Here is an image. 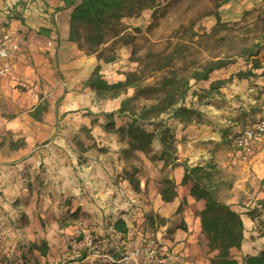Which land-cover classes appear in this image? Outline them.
Masks as SVG:
<instances>
[{
    "label": "rangeland",
    "instance_id": "obj_1",
    "mask_svg": "<svg viewBox=\"0 0 264 264\" xmlns=\"http://www.w3.org/2000/svg\"><path fill=\"white\" fill-rule=\"evenodd\" d=\"M1 1L11 2L9 11L17 18L20 11L16 9L18 5L12 3L15 0ZM18 2L23 8L28 7L30 0L15 3ZM121 28L118 37L109 39L98 49L104 56H116L115 61L104 63H118V71L122 74L138 71L144 87L158 88L159 82L173 71L189 75L217 59L230 62L227 67L216 70L224 74V79L211 84L208 80L190 81L191 89L185 104L203 110L199 119L193 120L195 123L190 121L191 124L186 125L168 119L167 114L162 115L174 131L179 159L178 146L192 138L189 137L191 125H206L209 119L205 111L213 110L209 107L211 99H217L220 93L224 94V99H219L224 102V110L232 107V101L246 104L239 124H250L264 116V0H159L153 10H144L139 17L123 19ZM53 31L51 28L50 32ZM41 32L49 36L47 32ZM89 48L84 43L82 51L90 55ZM247 72L250 75L243 77ZM53 74L58 77L59 86L53 87L51 80L46 81L50 87H45L42 95V102L48 104L43 117L48 114L49 106H54L51 121H36L30 114L22 115L23 112L17 115L4 113V116H19V120L12 128L0 132V140L3 136L8 140L22 139L25 146L18 150H11L8 144L5 149L0 148V176H9L20 185L19 190L14 188L17 199L6 202L18 213L13 218L8 217L9 227L5 225V231L0 232V264H75L72 249L78 247L81 253L84 250L76 228L105 238L110 235L114 221L128 213L133 225L130 229H136L131 237L135 242L152 237V233L156 237L158 229L167 222L169 231L166 230V235L169 237L174 227L183 223L182 213L179 214L177 208L171 218L162 221L150 205L154 204V197L159 196L162 200L163 178L174 179L176 168L163 167L161 161L152 163L141 152H135V156L126 161L123 151L129 147L128 141L114 129L106 128V123L111 120L108 113L113 114L116 127L130 120L128 114L118 115L117 109L122 100L134 94L133 89L129 88L117 98L103 99L96 95L93 110L62 113L59 107L64 78L55 67ZM205 84L213 89L211 93L207 92ZM27 91L23 85L14 87V93L20 97ZM227 92H236L232 94V101L225 98ZM145 102L143 94L135 103L140 106ZM6 110L10 109L7 107ZM82 118H87V123L78 124ZM143 127L149 131L154 129L149 121L144 122ZM230 135L223 137L222 146L215 148L213 156L207 160L215 167L213 180L217 184V195L224 202L239 197V187L235 183L238 173L233 172L238 163H231L237 152ZM153 147L159 151V142L155 141ZM237 159L244 162L239 155ZM180 161L188 163L184 159ZM229 166L232 168L226 170ZM126 171L140 183L138 190L124 175ZM180 186L185 185H177L178 196ZM22 192L30 193L27 199L18 195ZM4 194L1 188L0 197ZM24 205H31V213L25 212ZM187 207L188 202H183L182 212ZM260 220L258 233L249 235L244 230L248 239L264 237V219ZM52 226L55 227L53 244L49 246L47 242L42 253L31 251L33 242L39 245L42 242V239L33 241V238L47 234V229ZM100 227L103 231H97ZM200 245L211 264L215 252L210 251L207 239ZM232 253L237 259L241 256L240 251L232 250Z\"/></svg>",
    "mask_w": 264,
    "mask_h": 264
},
{
    "label": "crops",
    "instance_id": "obj_2",
    "mask_svg": "<svg viewBox=\"0 0 264 264\" xmlns=\"http://www.w3.org/2000/svg\"><path fill=\"white\" fill-rule=\"evenodd\" d=\"M15 2L12 3L15 5ZM6 3L8 4L0 0V22L15 35L20 43L21 52L13 58L12 75L0 85V132L3 133L6 129L12 128L19 120V116H4V113L17 115L23 112L22 115L29 116L31 111L44 100L42 95L45 93L46 88L50 87L45 82L51 80L53 87L59 86L58 77L53 74V67L64 78L60 93L62 100L59 107L62 113L76 114L79 111L84 112V110L95 108L96 94L92 89L85 87L83 83L88 80L98 65L101 66V75L109 82L124 80V74L118 71V63H104L96 53L88 55L80 50L75 43L68 40L70 10L58 9L63 6L61 0H48L46 3L30 0L28 7L23 8H20V4H18L16 9L20 13L17 18L12 17L13 13L9 11L11 2ZM42 27L52 28L54 31L50 32L47 37L41 32ZM219 73L221 72H213L207 83L211 84L217 79H224V74ZM16 85H23L28 88V91L20 97L19 94L14 93ZM205 87L209 89V84H205ZM232 94H236V92L230 94L227 92L225 98L232 101ZM220 97L224 99V94L220 93L217 99H211L212 103L209 107L213 110L210 112L205 111V115L209 119L205 126L200 124L191 125L194 131L191 130L189 137L192 138L186 144L181 143L178 146L179 161L184 159L190 164L207 163V160L214 154L213 150L222 146L223 137L226 134L229 136V133L236 132L245 126L239 124V117L245 111L246 104L242 105L232 101L230 102L232 107L224 110V105H222L224 102L220 101ZM15 98L18 101H15ZM235 106L237 109H235ZM7 107L10 110L7 111ZM53 107V105L49 106L48 114L43 117L44 121H51ZM198 110L203 113L202 109L198 108ZM216 112L220 114H216ZM86 121H88L87 118H82L78 124L87 123ZM195 122L192 121V123ZM203 141L207 143H202ZM49 149L46 151H50ZM59 150L62 151L61 148ZM237 157L238 154L234 158L232 157L231 163H238L233 172L238 173L235 183L239 187V197L236 196V198L228 199L225 202L240 213L245 232L254 235L258 233L259 220L264 219V213L263 216L259 217V211L255 207V205H264V151H257L244 162L239 161ZM241 165H243L242 168ZM231 168L232 166H229L226 170ZM183 174L182 167H177L174 170V180L177 185L182 183ZM19 186L9 176H0V189L2 188L6 193L4 197H0V232L5 227H9L8 217L13 218L16 215L15 213H18L16 209H10L6 202L7 200L15 201L17 199L14 188L19 190ZM179 188V196L172 202L164 203L158 196L156 199L154 197L155 202L150 207L154 209L155 214L160 218L168 219L174 215L179 207L180 197L182 195L187 196L188 207L182 212L184 227H175L168 237L166 230L169 223L167 222V225L158 229L156 238L158 237L161 244L167 249L170 264H210L203 255L202 246L200 245L201 242H206V238L202 234L199 215L205 208V202L203 200L197 201L189 196L191 185L188 184ZM26 193L28 192H22L18 195L27 199V195L29 196L30 193ZM241 199L243 200L241 201ZM23 208L27 214L32 211L31 205H24ZM130 216L129 213L128 215L124 214L122 218L127 222L130 236H132L136 229H130V225H132L130 224ZM100 230L103 231L101 227L97 229V231ZM54 232L55 227L52 226L47 229V234L37 235L33 238V241L45 239L48 245L51 246L55 241L52 235ZM154 235L152 233L150 236L155 238ZM263 248L264 237L251 240L244 235L242 247L239 250L241 256L238 260L241 262L242 257L245 255H257Z\"/></svg>",
    "mask_w": 264,
    "mask_h": 264
},
{
    "label": "trees",
    "instance_id": "obj_3",
    "mask_svg": "<svg viewBox=\"0 0 264 264\" xmlns=\"http://www.w3.org/2000/svg\"><path fill=\"white\" fill-rule=\"evenodd\" d=\"M31 1L46 3L48 0ZM61 1L63 6L58 9L70 10L68 40L75 43L80 50H83L84 43H86L90 47V54L96 53L103 62H113L116 59V56L100 54L98 48L105 45L109 39L118 37L122 30L123 19L139 17L144 10H153L159 5V0ZM18 4L21 5V2L16 3V5ZM42 31L50 34V29L44 28ZM229 63L226 59H217L208 62L189 75H179L173 71L159 82L158 88L144 87L138 71L125 73L124 80L111 83L103 78L100 73L101 66L98 65L83 85L92 89L97 96L103 99L117 98L126 93L129 88L133 89L134 94L122 100L117 109L118 115L128 114L130 120L125 125L116 127L113 114L108 113L106 115L111 120L106 123V128L114 129L122 139L128 141L129 147L123 151L126 161L135 156V152H141L152 163L161 161L163 167L170 165L175 168H183L182 183L191 185L189 196L197 201L205 202V208L199 215L202 234L206 236L210 251L215 252L214 257L210 260L211 264H264V249L257 255L243 256L241 262L233 255L232 250H241L244 239V224L240 213L219 199L217 184L213 180L215 169L213 164L207 162L192 166L187 162L179 161L174 131L171 125L162 118L163 114H167L168 119L185 123L199 119L202 115L201 111L185 104L191 89L190 81L192 79L196 82L207 81L211 73L227 67ZM249 75L250 73L247 72L243 77ZM212 90L209 88L207 92L211 93ZM143 94L146 102L136 106L135 102ZM47 109V102H41L31 111L30 116L41 122ZM146 121L154 126L152 131L143 127V123ZM155 141L160 144L159 151L154 150ZM7 144L11 150H18L25 146L22 139L8 140L7 136L1 137L0 148L5 149ZM124 175L134 189L138 190L140 183L133 180L132 174L126 171ZM163 183L165 186L161 190L162 201L172 202L178 197L177 184L174 179L169 177L163 178ZM185 201L188 202L187 196L183 197L178 207L179 214L182 213ZM262 206L264 207L263 204ZM160 220L165 221L164 218H160ZM261 222L263 220H260ZM176 227L183 228L184 226L182 223ZM129 232L127 222L122 217L117 218L113 223L110 235L105 237L111 245L108 248L109 251L120 250ZM41 245L33 242L30 250L42 253L45 251L47 241L42 239Z\"/></svg>",
    "mask_w": 264,
    "mask_h": 264
},
{
    "label": "built area",
    "instance_id": "obj_4",
    "mask_svg": "<svg viewBox=\"0 0 264 264\" xmlns=\"http://www.w3.org/2000/svg\"><path fill=\"white\" fill-rule=\"evenodd\" d=\"M21 52L20 43L15 35L0 22V85L12 75L13 58ZM232 146L239 157L247 160L257 151H264V118L246 124L230 135ZM258 216H263L264 207L255 205ZM80 237L83 253L80 249H72L75 264H170L167 249L159 238L144 237L135 242L130 233L117 252L109 251L110 242L90 231L75 230Z\"/></svg>",
    "mask_w": 264,
    "mask_h": 264
}]
</instances>
